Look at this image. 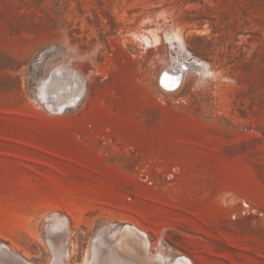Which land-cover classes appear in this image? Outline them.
<instances>
[{"label":"rangeland","instance_id":"374dc122","mask_svg":"<svg viewBox=\"0 0 264 264\" xmlns=\"http://www.w3.org/2000/svg\"><path fill=\"white\" fill-rule=\"evenodd\" d=\"M171 32L212 75L162 84ZM58 65L85 88L59 113L39 100ZM54 212L65 264L126 227L167 261L264 264V0H0V243L53 264Z\"/></svg>","mask_w":264,"mask_h":264},{"label":"bare ground","instance_id":"6f19581e","mask_svg":"<svg viewBox=\"0 0 264 264\" xmlns=\"http://www.w3.org/2000/svg\"><path fill=\"white\" fill-rule=\"evenodd\" d=\"M140 33L141 32H137V34H135L134 38L136 40L142 39V36L140 35ZM149 36L150 37L145 38L144 43H147L150 45L159 43V38L154 33H150ZM164 38L166 40H168L169 42L176 40L179 44V54H178L179 57L177 59V62L172 64L171 68L169 70H167L162 76V84L165 85L167 88L173 89L177 85H179L182 77L185 74L184 71H187L189 69V66L195 67V69L200 71L202 74H206V75L207 74H211V75L213 74L212 66L208 63H206V66L203 67L202 65H204V64L201 65L200 60H197V61H199V64H197L195 62V64L191 63L188 65L184 62H181V60H183L186 57V56L184 57V55L186 52L185 50H187V44H186V41L180 32H171V33L165 34ZM69 53H70V51H69ZM73 57H74V55H73ZM75 58H76V56H75ZM59 61H60V59H59ZM59 61H57V62H59ZM57 62H55V63L57 64ZM61 65L60 66L58 65L57 68L55 67L56 69L51 74L49 72L50 75L48 76L47 79H45L44 81H40L43 84H41L42 86L39 90V95L42 97L43 104L45 105V108L47 110L49 109L52 112L56 111L57 109H63L65 107L66 108L75 107L79 103V101L81 100V98L84 94V89H83V87H84V79L83 78L84 77H82V75H80L79 72L77 73L75 71V69L71 70V69L66 68V66L64 67ZM53 73H55L54 78H52ZM39 86H40V84H39ZM43 86H44L45 91H43ZM36 90H37V88H36ZM39 100L41 101V99H39ZM71 103H74V105L70 107L69 105ZM50 214H52V213H50ZM54 214H55V216H53V217H51L52 215L50 216L52 218V220H51L52 222L50 225H48V228H47L48 230L46 229L47 232H49V233L60 231L59 233L57 232L55 237H53L54 238L53 241L56 243L54 245L55 259H54L53 264H65L66 260H64V252L67 250H64L65 247L62 244V242L64 241L66 236L70 235L69 233H71V232H69V230H68L67 220L60 218V216H59L60 214L56 215L55 212H54ZM62 217H63V215H62ZM43 224H45V223H43ZM118 227H116V228H118ZM113 228H115V227H113ZM42 230H43V228H42ZM112 230H114V229H112ZM98 233H100V232H98ZM107 233H105V235H107ZM43 236L46 237L45 234ZM48 237H51V236H48ZM111 237H112V235H111ZM96 238H97V235H96ZM98 238H99V236H98ZM67 241L69 242V236L67 238ZM71 241H73V240H71ZM89 244H90V242H89ZM101 244L103 246V247L101 246L102 248H100V247L97 248V246L93 247L94 249H93L92 261H90V259L87 256V257L83 258V264H192L189 260H187L186 258H184L182 256H179V257L177 256L178 258L175 257L172 260L170 259L171 261H167L166 257L163 255L164 252L162 253L161 251H156L154 254H150L149 253V241H148L147 237L145 238V236L142 233H138L136 230L128 228V227L119 231L116 235L113 236V238L111 240L107 239L104 242L102 241ZM94 245H95V243H94ZM88 247H90V246H88ZM7 249L5 248V246H3L0 243V264H22L21 262H19L20 259L19 258H18L19 260L16 259V257L13 256V253L11 254L10 251H8ZM157 250H159V248ZM70 251L71 250L68 249V253L66 252L67 256L69 255ZM89 251H90V249H89ZM68 260H69V257H68ZM50 263H51V261H50ZM46 264H48V262Z\"/></svg>","mask_w":264,"mask_h":264},{"label":"water","instance_id":"95a60500","mask_svg":"<svg viewBox=\"0 0 264 264\" xmlns=\"http://www.w3.org/2000/svg\"><path fill=\"white\" fill-rule=\"evenodd\" d=\"M54 74L55 73H53L52 74V78H54ZM83 89H85L84 87H83ZM43 91H45V89H44V86H43ZM41 102L43 103V100H41ZM74 105V103H71L69 106L71 107V106H73ZM66 109V107L65 108H63V109H57L56 111H54V112H57V113H59V112H62V111H64Z\"/></svg>","mask_w":264,"mask_h":264}]
</instances>
